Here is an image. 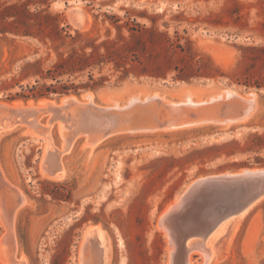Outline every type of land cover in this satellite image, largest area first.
<instances>
[{
	"label": "rangeland",
	"instance_id": "374dc122",
	"mask_svg": "<svg viewBox=\"0 0 264 264\" xmlns=\"http://www.w3.org/2000/svg\"><path fill=\"white\" fill-rule=\"evenodd\" d=\"M23 3L31 12L58 13L61 26L69 25L72 33L91 31L98 41L117 37L110 15L120 23L136 20L150 30L141 35L147 39L146 50H139L144 59L150 55V66L153 56L158 60L172 52L153 30L179 37L184 45L190 40L206 62L203 67L214 74L180 80L173 78L175 70L166 68L165 77L131 74L118 80L114 75L104 87L86 89L97 102L124 101L137 90H158L178 99L188 86L197 100L226 87L260 94L257 112L244 123L120 132L90 148L79 137L61 155L66 170L62 179L48 178L41 170L43 138L22 125L0 136V176L29 199L14 217L16 257L24 264H82L80 248L91 226H99L108 241L109 264H169L168 236L158 225L169 203L198 178L264 167V88L254 85L264 82V0H0V9ZM76 8L84 13L82 23L73 17ZM123 33L128 34L126 28ZM47 50L37 39L0 32V101L38 100L18 95L39 79L38 69L52 65L56 54L51 49L47 59L25 68ZM51 136L60 147L56 125ZM2 192L7 197L11 193L5 186ZM59 193H68L70 199L56 197ZM4 231L0 222V237ZM92 237L98 247L96 235ZM230 243L226 256L210 264H264V199L241 221ZM193 256L191 264L204 262L203 256ZM0 264L6 263L0 259Z\"/></svg>",
	"mask_w": 264,
	"mask_h": 264
},
{
	"label": "water",
	"instance_id": "95a60500",
	"mask_svg": "<svg viewBox=\"0 0 264 264\" xmlns=\"http://www.w3.org/2000/svg\"><path fill=\"white\" fill-rule=\"evenodd\" d=\"M73 17L79 23L85 19L84 13L78 8L73 10ZM226 89L232 91L226 92L225 98L218 94L216 99L213 100L212 97L207 101L204 97V103L196 107L187 106L186 98L182 102L166 96L167 99L178 102L171 104L163 98L160 91L145 95L133 93L124 101L116 99L111 103L97 102L90 95V90L80 94H64L57 98L46 97L48 101L43 104L36 102L33 106H27V100V107L0 103V128L5 125H22L25 131L29 127L36 134L47 130L52 134V126L56 125L61 146L56 147L52 142L53 147L45 161L52 172L56 173L59 171L62 151L79 137H83L90 148L125 129L132 132L156 131L182 124L188 119L213 120L216 123L209 124L230 125L244 123L257 112L261 103L257 91L242 94L233 87L222 90ZM214 104L218 105L212 108ZM60 123L65 127V139L59 130ZM3 186L9 185L6 186L0 176V191ZM8 188L11 191L9 197L4 192L3 195L0 193V213L6 224L1 244L5 251L11 249V260L17 264L19 260L16 257L14 217L24 202V196L17 188ZM263 195L264 167L244 168L242 171L214 174L194 180L158 218V224L166 229L169 243L173 247L171 264H188L190 239H205L221 222L242 212ZM92 236L88 244L96 247Z\"/></svg>",
	"mask_w": 264,
	"mask_h": 264
},
{
	"label": "trees",
	"instance_id": "16d2710c",
	"mask_svg": "<svg viewBox=\"0 0 264 264\" xmlns=\"http://www.w3.org/2000/svg\"><path fill=\"white\" fill-rule=\"evenodd\" d=\"M109 18L113 20L117 29V37L98 41V37L92 36L91 31L76 29L72 33L69 25H60L61 18L58 13L53 14L47 9L31 12L28 3L20 6L5 5L0 9V22L3 20L6 23V27L0 25V32L37 39L48 49L45 57H35L33 61L26 63L25 68L38 65L42 59H47L51 55V49L56 54L50 67L36 71L39 79L27 85L28 92L20 93L18 96L39 99L69 93L79 94L82 90H97L104 87L114 75H117L118 80H124L131 74L165 77L166 68L176 71L174 79L190 80L193 77L214 76L203 67L206 62L203 57H198L190 40L184 45L179 41V37L171 39L165 33L156 30L151 32L153 36H161L166 49L172 52L162 55L158 60L153 56L150 66V55L144 59L139 51L140 48L146 50L147 39L144 40L141 35L150 33V30L136 20L131 23L129 21L120 23L121 19L116 15H110ZM32 25L38 26L39 29L32 28ZM48 25L52 28L47 30ZM124 28L127 29V35L123 33ZM34 52L37 54L39 50L36 49ZM174 57L179 63L174 64ZM80 77V81L76 82ZM245 83L251 84L247 81ZM254 85L264 88L262 81H255ZM55 196L70 199L68 193H59Z\"/></svg>",
	"mask_w": 264,
	"mask_h": 264
},
{
	"label": "bare ground",
	"instance_id": "6f19581e",
	"mask_svg": "<svg viewBox=\"0 0 264 264\" xmlns=\"http://www.w3.org/2000/svg\"><path fill=\"white\" fill-rule=\"evenodd\" d=\"M190 89H193V87H189V86L187 88L185 87L184 91L186 90V93H185L184 97L183 98H178V99L183 102L184 101L183 99L186 98V100H185L186 103L185 102L184 103L187 106H193V107H196V106H198L200 104H203L204 101H205L204 97L206 98L207 101L209 100V98H212V97H213L212 98L213 100L216 99L218 97V94L222 98H225L226 92L229 93L230 91H232L230 89H226V90L220 89L217 92H214V93H211V94H209L207 96H204L201 100H197L196 98L193 97ZM139 92L142 93V90H137L134 93L138 94ZM152 92L158 93V90H153ZM152 92H148V93H152ZM89 93H90V95L92 97H94V93L92 91H89ZM148 93H144V95L148 94ZM253 94H255V93L253 92ZM210 95H211V97H210ZM83 97L85 99L84 94H83ZM163 98H166V101L171 103V104L172 103H178L176 101H172V100H174L173 98H171L172 100L167 99L166 95H164V94H163ZM111 100L115 101L116 99L112 98ZM46 101H48V99L45 97V98H39L36 102L38 104H43ZM36 102L29 99L27 101V106H33ZM0 103L5 104V105H11V106H14V107H27L26 106V102H24L23 100H14L11 103L0 101ZM216 105H218V104H214V106L212 108H215ZM251 117L252 116H250L247 120H249ZM191 120L192 119H188V120L184 121L182 124H177V125H174L172 127H166V128L159 129V130L157 129L156 131L158 132V131H166V130L184 129V128H189V127H192V126H196V124H202V123L209 124V122L216 123V121H213V120H206V121L200 120V119H197L195 121H191ZM221 122H224V123H227V124L229 123V121H221ZM16 126H18V125H5V126L1 127L0 128V136L3 133L8 132V131L16 128ZM64 129H65V127L60 123L59 124V130H60V133L63 135V138L65 139V135L63 134V130ZM27 131L33 133L37 137H40V138L44 139V141L46 143V149H45V153H44V162H45L50 148L53 147L51 145L52 136H51L50 130L44 131L42 134H40V133L36 134V132H34L32 129H29V127H28ZM121 132H132V131H130V129H125V130H123ZM149 132H152V130L149 131ZM118 133H120V132H118ZM99 142H101V141H99ZM98 143H96V144H98ZM73 144L74 143H72L69 146V148L64 149L62 151V153H65V152L69 151L71 149V147L73 146ZM85 144L87 145L86 142H85ZM96 144L92 145L91 147H94ZM41 170L43 171L45 176H47L48 178L49 177L53 178V179H62V178H64L65 177V172H66L62 160L60 162V167L58 169L59 171H57L56 173L52 172V169H50L46 165V162H45V165L42 167ZM0 173H1V171H0ZM9 184H11V183H9ZM7 187H9V186H7ZM19 191L24 196V202L22 204V206H23V205H25V204H27L29 202V199L25 196V194L20 189H19ZM0 193L3 195L2 191H0ZM0 197H1V195H0ZM177 197L169 203V205L161 213V215H163L168 210V208L176 201ZM263 199H264V195L261 196L260 198H258L257 200H255L254 202H252L242 212L225 219L205 239H195V238L190 239L188 241V246H189L188 264L192 263V259L191 258L194 257L193 255H195V254L201 255V256L204 257V262L201 261L202 262L201 264H210L213 261H218L221 258L225 257L226 253L229 251L230 244H231L230 242L232 241L233 235L236 233L237 229L239 228V225H240L241 221ZM0 222L4 225V227L6 229V224H5L4 219L1 216V213H0ZM158 225H159V228H162L164 230V232L166 233V235L168 236L166 229L164 227H162L160 224H158ZM92 235H96L97 241H98L97 242L98 247H93V245L90 244V243L88 244L89 238ZM105 240H106V243L104 244ZM1 243L2 242H1V237H0V259L3 260L6 264H15L11 260V255H13V252L11 251V249L8 248L5 251L4 250V246H2ZM15 246H17L16 240H15ZM98 248H99V250H98ZM107 248H108V241H107V239L104 238V235L102 233V229L99 226H94V227L91 226L86 231V234L84 235V239L82 241V245H81V248H80L81 249V253L80 252L79 253L81 255V258H80L81 259V263L82 264H97V263L99 264L101 262V264H109V253L106 250ZM16 249H17V247H16ZM167 251L170 254V263L169 264H171L172 258H173V252H172L173 251V247L169 243V236H168ZM18 260H19V263H17V264H21L20 261H22L23 258H20V259L18 258Z\"/></svg>",
	"mask_w": 264,
	"mask_h": 264
}]
</instances>
